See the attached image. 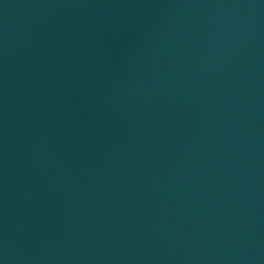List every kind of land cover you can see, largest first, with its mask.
I'll use <instances>...</instances> for the list:
<instances>
[{
    "label": "water",
    "instance_id": "95a60500",
    "mask_svg": "<svg viewBox=\"0 0 264 264\" xmlns=\"http://www.w3.org/2000/svg\"><path fill=\"white\" fill-rule=\"evenodd\" d=\"M0 264H264V0H0Z\"/></svg>",
    "mask_w": 264,
    "mask_h": 264
}]
</instances>
